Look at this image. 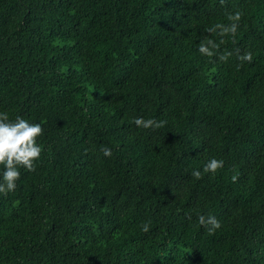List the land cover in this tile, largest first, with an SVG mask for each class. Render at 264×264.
<instances>
[{"label":"trees","instance_id":"trees-1","mask_svg":"<svg viewBox=\"0 0 264 264\" xmlns=\"http://www.w3.org/2000/svg\"><path fill=\"white\" fill-rule=\"evenodd\" d=\"M0 112L44 129L0 264H264V0H0Z\"/></svg>","mask_w":264,"mask_h":264},{"label":"clouds","instance_id":"clouds-1","mask_svg":"<svg viewBox=\"0 0 264 264\" xmlns=\"http://www.w3.org/2000/svg\"><path fill=\"white\" fill-rule=\"evenodd\" d=\"M220 3L223 5L224 0H220ZM242 16L243 13L239 11L234 14L230 13L227 15V20L231 23L227 25L218 23L206 31L221 37L229 34L235 37ZM223 42V40L220 41V43ZM218 49L219 45L211 39L202 42L199 46L200 53L208 57L217 55ZM232 55V52H225L219 55V60L227 62ZM236 56L240 61L238 68L243 67L244 62L252 63L253 55L251 52H245L241 55L240 50L236 49ZM133 122L138 128L153 130L162 128L166 124V121H157L151 118L145 120L142 117L136 118ZM43 134L44 129L40 123H32L20 116H16L15 120H10L7 112H0V166L3 168V171L0 172V193L7 195L16 190L17 181L21 178V168L29 172L36 170V162L40 160L43 152V147L38 143V140ZM101 151L106 157L112 156V150L108 147H102ZM223 166L222 160L213 158L204 166L203 172L216 173ZM192 176L197 180L203 178L199 170H193ZM198 220L199 224L207 228L210 233L221 227V223L213 216L201 215ZM149 230L150 222H146L142 231L148 232Z\"/></svg>","mask_w":264,"mask_h":264}]
</instances>
